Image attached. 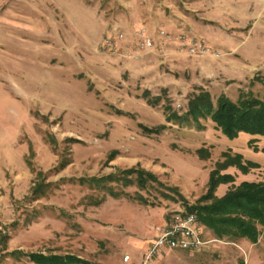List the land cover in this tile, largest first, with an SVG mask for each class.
<instances>
[{"label": "rangeland", "instance_id": "rangeland-1", "mask_svg": "<svg viewBox=\"0 0 264 264\" xmlns=\"http://www.w3.org/2000/svg\"><path fill=\"white\" fill-rule=\"evenodd\" d=\"M205 93L264 95V0H0V264H142L157 225L211 203L213 170L234 179L218 198L264 182V137L196 116ZM205 230L152 264H264L263 226Z\"/></svg>", "mask_w": 264, "mask_h": 264}, {"label": "trees", "instance_id": "trees-1", "mask_svg": "<svg viewBox=\"0 0 264 264\" xmlns=\"http://www.w3.org/2000/svg\"><path fill=\"white\" fill-rule=\"evenodd\" d=\"M195 100L190 111L196 116L210 115L216 126L229 138L237 137L241 132L264 137V95L243 94L236 101L221 96L216 105H213L207 93L196 96ZM131 173L137 174L140 185L155 179L154 174L145 171L133 169ZM233 180L231 174L222 175L217 169L213 170L208 192L203 197L204 200H213L211 203L191 206L185 213L194 212L201 225L217 235L232 234L257 242L261 234L260 226L264 227V182L245 180L222 197H215L219 184ZM32 260L38 264H86L85 260L73 255L64 259L37 253Z\"/></svg>", "mask_w": 264, "mask_h": 264}, {"label": "built area", "instance_id": "built-area-1", "mask_svg": "<svg viewBox=\"0 0 264 264\" xmlns=\"http://www.w3.org/2000/svg\"><path fill=\"white\" fill-rule=\"evenodd\" d=\"M199 47L192 45L194 52ZM216 239L210 238L194 212L174 215L155 227V237L144 254L142 264H152V259L163 248L173 250H199ZM129 257H126L128 260Z\"/></svg>", "mask_w": 264, "mask_h": 264}, {"label": "crops", "instance_id": "crops-1", "mask_svg": "<svg viewBox=\"0 0 264 264\" xmlns=\"http://www.w3.org/2000/svg\"><path fill=\"white\" fill-rule=\"evenodd\" d=\"M150 243H151V242H150ZM150 243H149V244H150ZM149 244H148V246H147L146 249H148ZM205 247H206V246H205ZM203 248H204V247H203ZM201 249H202V248H201ZM199 250H200V249H199ZM191 251H197V250H191ZM170 253H171V254H176V255H177V253H180V254H181L182 252H181V250H173V249H172V250H170ZM162 254H166V253L163 252Z\"/></svg>", "mask_w": 264, "mask_h": 264}]
</instances>
